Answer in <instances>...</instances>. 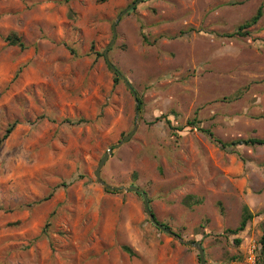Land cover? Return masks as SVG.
Here are the masks:
<instances>
[{"label":"rangeland","instance_id":"374dc122","mask_svg":"<svg viewBox=\"0 0 264 264\" xmlns=\"http://www.w3.org/2000/svg\"><path fill=\"white\" fill-rule=\"evenodd\" d=\"M135 1L0 0V264H199L129 186L205 264H264V147L217 143L264 139V0L136 3L108 50L134 96L103 52Z\"/></svg>","mask_w":264,"mask_h":264},{"label":"trees","instance_id":"16d2710c","mask_svg":"<svg viewBox=\"0 0 264 264\" xmlns=\"http://www.w3.org/2000/svg\"><path fill=\"white\" fill-rule=\"evenodd\" d=\"M262 14H263L262 7L260 6L256 10L255 14L249 20H247L243 24H241L236 29V31L229 33V34L221 35V36L229 37V38L235 37V36H238V37L247 36L249 34L248 29L251 28L252 26H254L260 20V18L262 17ZM6 41L8 42L9 45L18 46L20 48L24 47V44L21 41V39L15 35L8 36L6 38ZM113 74H114L115 80L121 79L117 74H115V73H113ZM136 99L138 101L137 110H139L140 106H141V101H139V99L137 97H136ZM189 124H191V123H189ZM14 127H15V123L13 122L6 129V132L4 134L3 139H5L8 136V134L13 130ZM200 131L209 137L213 136L209 130L200 129ZM217 143H219V145L222 148H230V149H233V148H236L239 146L264 147V139L256 138V137H249L246 139H236V140H232L230 142L217 141ZM192 200H193L192 196H187L186 198H184L183 204L186 206H191L192 204H198L199 203L198 200H193V201ZM148 202H149V200H148ZM252 219H253V215L248 210L247 206H244L242 209L241 218H240L238 226L235 229H227L226 231L230 234H233V235L238 234L239 232H241L245 229L248 222L251 221ZM161 225L164 228L169 229L166 225H164V224H161ZM236 242L238 243L239 241L237 240ZM123 249H124V251H126L128 253L131 252L130 249L127 247H123ZM258 249H259V256H260L261 260H263L264 259V225L262 227V234L258 240Z\"/></svg>","mask_w":264,"mask_h":264},{"label":"water","instance_id":"95a60500","mask_svg":"<svg viewBox=\"0 0 264 264\" xmlns=\"http://www.w3.org/2000/svg\"><path fill=\"white\" fill-rule=\"evenodd\" d=\"M139 1H143V0H136L135 2L131 3L130 5H128L126 7V9L122 10L119 13V15L116 17V19L114 20V22L111 25L112 39H111L109 45L105 48V50L103 52V56H104L105 62L108 65V67L124 81L125 86L127 87V89L134 96H135V92H134L133 88L131 87L130 83L128 81H126L123 78V76L120 74L118 69L116 67H114V65H112L110 63L109 58H108V50H109L110 47H112V45L114 44V42L116 40V37H117L116 27H117L118 22L121 19L122 15L125 14L126 12L130 11L134 7V5L136 3H138ZM135 103L138 104L137 99H135ZM136 113H137V111H136ZM136 128H137V124L134 125V127H133V129H132V131L130 133H128L120 141H118V143H116L115 147H118L121 144L127 142L130 139V137L134 134ZM112 150H113V147H108L107 148L106 153L101 157V159H100V161H99V163L97 165V168L94 171V176H95L97 182L99 184H101L103 187L107 188V189H111V187L108 186L104 181L101 180V178H100V170L103 167L104 163L107 161L108 157L112 154ZM126 190L127 191L128 190L132 191V192H134V193H136V194L141 196L142 201H143V207H144L145 214L147 215V217H148V219H149V221H150V223L152 225H154L158 229L162 230L163 232L168 233V234L176 237L183 244L188 245V246L192 247L193 249H195V251L197 252V255H198L199 264H205L204 250H203V247H202V245L200 243L184 241L180 237H178L176 234L172 233L170 230L164 228L160 223H158V221L156 220L155 215L153 214V212L151 211V209L149 207L147 193L143 189H141L139 187H136V186H129Z\"/></svg>","mask_w":264,"mask_h":264},{"label":"built area","instance_id":"2783aa9c","mask_svg":"<svg viewBox=\"0 0 264 264\" xmlns=\"http://www.w3.org/2000/svg\"><path fill=\"white\" fill-rule=\"evenodd\" d=\"M250 256H252V254L250 253ZM249 258V257H248ZM246 262V263H245ZM243 263H245V264H254V259H253V257L249 260V261H247V259H246V257H245V259H244V262Z\"/></svg>","mask_w":264,"mask_h":264}]
</instances>
